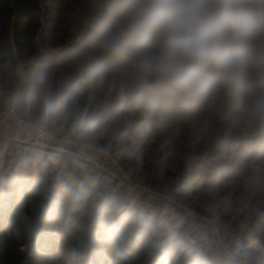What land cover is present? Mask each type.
Masks as SVG:
<instances>
[{"label":"trees","instance_id":"trees-1","mask_svg":"<svg viewBox=\"0 0 264 264\" xmlns=\"http://www.w3.org/2000/svg\"><path fill=\"white\" fill-rule=\"evenodd\" d=\"M126 3L0 0V85L20 86L13 44L28 76L17 114L42 115L52 131L95 114L77 138L110 148L135 182L168 188L222 237L246 224L264 237V215L253 216L264 211V128L249 126L247 104L238 106L226 91L194 103L152 86V77L141 84L121 57L101 50ZM159 220L77 169L0 153V264H214L203 247ZM229 260L264 264V245L246 241Z\"/></svg>","mask_w":264,"mask_h":264},{"label":"clouds","instance_id":"clouds-1","mask_svg":"<svg viewBox=\"0 0 264 264\" xmlns=\"http://www.w3.org/2000/svg\"><path fill=\"white\" fill-rule=\"evenodd\" d=\"M264 0H127L98 47L141 84L200 103L221 91L264 128ZM67 115V113H65ZM111 243H116L111 239Z\"/></svg>","mask_w":264,"mask_h":264},{"label":"built area","instance_id":"built-area-1","mask_svg":"<svg viewBox=\"0 0 264 264\" xmlns=\"http://www.w3.org/2000/svg\"><path fill=\"white\" fill-rule=\"evenodd\" d=\"M11 52L15 59L14 70L20 77V86L5 90L0 85V127L12 125L10 133L0 140V153L10 150L21 160L43 157L56 162L61 169H77L89 179L109 183L113 191L130 205L144 207L153 217L166 218L175 205L168 188L159 191L138 184L112 154L110 148L77 138L79 125L93 122L95 114L76 115L65 128L58 131L49 129L42 115L29 119L17 114L16 101L27 91L28 76L15 44L12 45ZM263 215L262 209H254L253 216L261 218ZM247 226L248 224L222 237L213 222L190 209L187 215L177 222V227L187 242L210 251L215 250L226 258L238 255L246 241L264 243V239L259 240L246 232Z\"/></svg>","mask_w":264,"mask_h":264},{"label":"rangeland","instance_id":"rangeland-1","mask_svg":"<svg viewBox=\"0 0 264 264\" xmlns=\"http://www.w3.org/2000/svg\"><path fill=\"white\" fill-rule=\"evenodd\" d=\"M144 89H148L147 88V86H145L144 87ZM25 95H27V94H25ZM24 95V96H25ZM120 98H122V97H120ZM26 118V117H25ZM62 128V127H61ZM60 129V128H59ZM90 142V141H89ZM92 143V142H91ZM94 144V143H93ZM34 160V159H33ZM121 163V162H120ZM175 201V205H181L178 201H176V200H174ZM255 220V219H254ZM172 221H175V218L174 217H172L171 215L169 216H167L166 218H163V219H160L159 221H155L156 222V224H157V226H159V227H164V228H166L167 230H169L168 228H169V226H170V223L172 222ZM250 221V220H249ZM248 221V222H249ZM256 229H257V226H256ZM234 232H236V231H234ZM246 232H248V233H250V234H252L253 235V233H251V232H249L248 230H247V228H246ZM220 233V232H219ZM254 236V235H253ZM259 240H262V239H264V237H257ZM258 242H260V243H262L263 245H264V243L262 242V241H258ZM203 249V251H201L202 252V254H205L206 256H208V257H210L211 259H213V261H214V264H230L229 262H230V260L227 262V260L229 259V258H226V257H224L223 255H221L220 253H218L217 251H215V250H213V251H210V250H208V249H205V248H202ZM22 252H25V251H27V252H29V253H31L32 254V256H35L36 255V253H39V254H44V252H43V250L42 249H38V248H32L31 247V249L30 248H27V247H22ZM36 251V252H33V251ZM35 253V254H34ZM70 262H68L67 261V259L66 260H63V263H54V264H69Z\"/></svg>","mask_w":264,"mask_h":264},{"label":"crops","instance_id":"crops-1","mask_svg":"<svg viewBox=\"0 0 264 264\" xmlns=\"http://www.w3.org/2000/svg\"><path fill=\"white\" fill-rule=\"evenodd\" d=\"M11 127H12L11 124H7L5 126L0 127V140L10 133ZM188 211H189L188 208L181 206V205H173L172 206V208L170 209V212H169V216L171 215L172 217H174L175 221H172L170 223L169 227L171 230L178 229V227H177L178 220L185 217L187 215Z\"/></svg>","mask_w":264,"mask_h":264},{"label":"bare ground","instance_id":"bare-ground-1","mask_svg":"<svg viewBox=\"0 0 264 264\" xmlns=\"http://www.w3.org/2000/svg\"><path fill=\"white\" fill-rule=\"evenodd\" d=\"M33 252H36L35 250Z\"/></svg>","mask_w":264,"mask_h":264}]
</instances>
